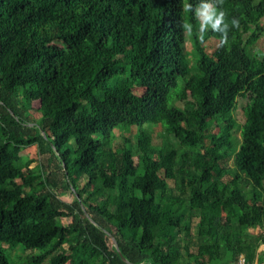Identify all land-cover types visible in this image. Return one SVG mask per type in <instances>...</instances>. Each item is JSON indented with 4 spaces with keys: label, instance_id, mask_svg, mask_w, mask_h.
Returning a JSON list of instances; mask_svg holds the SVG:
<instances>
[{
    "label": "trees",
    "instance_id": "trees-1",
    "mask_svg": "<svg viewBox=\"0 0 264 264\" xmlns=\"http://www.w3.org/2000/svg\"><path fill=\"white\" fill-rule=\"evenodd\" d=\"M263 17L264 0H0V264L18 246L27 264H264Z\"/></svg>",
    "mask_w": 264,
    "mask_h": 264
},
{
    "label": "rangeland",
    "instance_id": "rangeland-1",
    "mask_svg": "<svg viewBox=\"0 0 264 264\" xmlns=\"http://www.w3.org/2000/svg\"><path fill=\"white\" fill-rule=\"evenodd\" d=\"M203 10H201L200 13ZM209 10H212L210 6H209ZM215 12L218 15L217 11H215ZM200 21L202 22L201 16H200ZM259 24L262 27V32H261L260 37L257 40L256 44L252 47V52L262 56V55H264V17L260 20ZM207 27H209V26L207 25ZM246 36H248V34ZM216 45H217V42L215 40L209 39L205 43L207 53L211 54L213 52V50L215 49ZM184 49L186 52L192 51V46L190 44V40H189L188 35H185ZM245 102L246 101L244 99H238L237 100V109H236L235 114H234V117L236 119V122L239 125V128L234 130L233 137H234V140L236 141V143L238 145L240 144V140H241L240 127H241V124L243 122V114H242L241 108L245 105ZM173 105L177 108H181V106H182L181 104H179L176 101H174ZM216 130L217 129H215L214 132H216ZM169 139L170 138L165 134L163 129H161L159 127H154L152 129V141H153L154 147L159 148L162 144H166V143L170 142ZM226 165H227L226 169L224 171H222L219 175V182L220 183H227L232 178L233 169H232L231 163L227 162ZM33 166H34V164H31L30 167H33ZM169 184H170V186H173L172 182H169ZM249 187L250 186L246 185L244 182H241V189L242 190L245 191ZM60 198H61V200L65 201L67 203H71L73 201V196L69 192L63 193L60 196ZM197 222H198L197 218H192L189 221V224L191 226V230H190L191 234H190L188 242H189L190 251L193 253L195 252L196 245H197V237H196V224H197ZM70 223H71V219H66V220L61 221V224L63 226H67ZM256 231L257 230H249V232H252V233H256ZM110 241L112 242L111 239H110ZM5 254L8 257L11 264H27V262L25 261L24 258L27 255H29V252L24 251L22 246L16 247L13 251H11L9 249H5ZM263 256H264V244L261 245L257 250V257L261 258ZM185 261L188 262L187 258H185ZM213 264H215V263H213Z\"/></svg>",
    "mask_w": 264,
    "mask_h": 264
},
{
    "label": "clouds",
    "instance_id": "clouds-1",
    "mask_svg": "<svg viewBox=\"0 0 264 264\" xmlns=\"http://www.w3.org/2000/svg\"><path fill=\"white\" fill-rule=\"evenodd\" d=\"M202 17L201 32L204 30V26L208 25L212 28L213 31L219 32L221 34L220 45L223 46L227 43L228 40V30L229 25L225 22L223 12H220L218 15L215 10H209V6L205 5L204 10L200 13ZM233 27H238V21L233 20L231 22ZM203 37L201 36V39Z\"/></svg>",
    "mask_w": 264,
    "mask_h": 264
},
{
    "label": "built area",
    "instance_id": "built-area-1",
    "mask_svg": "<svg viewBox=\"0 0 264 264\" xmlns=\"http://www.w3.org/2000/svg\"><path fill=\"white\" fill-rule=\"evenodd\" d=\"M231 264H245L244 257L242 255L238 256Z\"/></svg>",
    "mask_w": 264,
    "mask_h": 264
},
{
    "label": "water",
    "instance_id": "water-1",
    "mask_svg": "<svg viewBox=\"0 0 264 264\" xmlns=\"http://www.w3.org/2000/svg\"><path fill=\"white\" fill-rule=\"evenodd\" d=\"M113 242H114V240H113ZM115 243V242H114ZM115 248L117 249V246H116V244H115Z\"/></svg>",
    "mask_w": 264,
    "mask_h": 264
}]
</instances>
